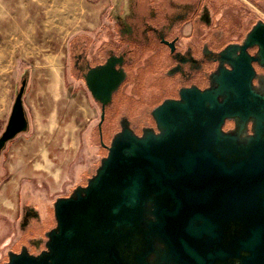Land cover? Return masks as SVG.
<instances>
[{
	"label": "water",
	"instance_id": "obj_1",
	"mask_svg": "<svg viewBox=\"0 0 264 264\" xmlns=\"http://www.w3.org/2000/svg\"><path fill=\"white\" fill-rule=\"evenodd\" d=\"M218 59L207 88L152 110L155 129L122 121L86 184L56 197L45 248L3 264H264V75L252 64L264 68V21ZM109 79L87 78L102 108L121 81ZM26 85L24 73L0 153L28 129Z\"/></svg>",
	"mask_w": 264,
	"mask_h": 264
},
{
	"label": "rangeland",
	"instance_id": "obj_2",
	"mask_svg": "<svg viewBox=\"0 0 264 264\" xmlns=\"http://www.w3.org/2000/svg\"><path fill=\"white\" fill-rule=\"evenodd\" d=\"M209 1L217 17L232 19L234 37L249 20H264L252 0ZM106 7L107 0H0V134L24 73L29 122L0 153V246L17 230L25 189L51 201L82 182L105 155L98 107L68 67L73 37H90L93 49L105 38Z\"/></svg>",
	"mask_w": 264,
	"mask_h": 264
},
{
	"label": "flooded vegetation",
	"instance_id": "obj_3",
	"mask_svg": "<svg viewBox=\"0 0 264 264\" xmlns=\"http://www.w3.org/2000/svg\"><path fill=\"white\" fill-rule=\"evenodd\" d=\"M252 1L264 10V0ZM214 8L209 0H107L105 38L94 49L86 35L71 39L69 75L84 86L98 107L96 130L105 155L122 121L138 135L144 127L155 129L152 110L163 100L179 98L182 88H207L219 66V52L228 45L240 44L258 19L249 20L247 29L234 37L232 19L217 17ZM247 50L252 55L256 47ZM252 64L257 73L264 75V68ZM104 65L107 68H102ZM102 75L110 78V84L121 77L103 108L104 96H94L87 85L88 76ZM100 93L103 95L104 89ZM231 127L233 123L226 121L223 129ZM104 134L108 135V143L103 141ZM90 175L77 185H85ZM55 199L48 201L27 189L21 193L17 230L0 246V264L12 252L24 249L37 254L45 248V232L55 224Z\"/></svg>",
	"mask_w": 264,
	"mask_h": 264
}]
</instances>
